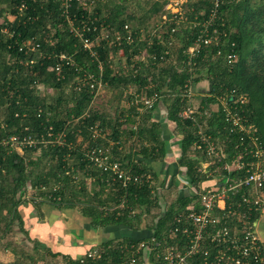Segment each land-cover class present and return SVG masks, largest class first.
I'll list each match as a JSON object with an SVG mask.
<instances>
[{"label": "trees", "instance_id": "obj_1", "mask_svg": "<svg viewBox=\"0 0 264 264\" xmlns=\"http://www.w3.org/2000/svg\"><path fill=\"white\" fill-rule=\"evenodd\" d=\"M146 3L151 1L96 0L91 10L73 4L70 17L75 19L77 27L82 21L91 28L98 27L93 34L84 33L92 41L101 35V27L107 29L110 38L122 34L125 26H129L133 34L144 37L136 39L132 45L123 44L129 65L134 64L137 70L135 76L134 72L122 75L115 70L116 61L110 59V55H116L120 47H110L105 41L96 48L103 63V82L113 96L100 95L94 99L88 89L80 93L72 90L71 81L78 75L74 69L64 68L63 80L57 77L58 60L54 56L61 53L74 58L82 75L88 70L98 72L97 62L83 50L81 38L71 32L61 0H0V139L29 137L37 142L36 146L26 147L24 154L6 153L0 146V217L4 219L5 210L7 216L11 213L14 217L8 222L7 233L12 230L14 220H18V209L29 195L57 206H80L82 215L95 229L148 228L155 231L160 246H164L163 239L169 240L173 218L184 212L194 197L179 195L163 211L161 199L150 183H131L123 187L120 181H113L110 172L92 166L85 156L89 146H108V142L92 139V128L98 126L102 132L109 131L112 142L116 143L112 159L131 173H150L142 161H138L140 157L165 159L166 147L161 134L156 125L148 126L151 125L150 113L157 103L152 110L140 112L133 97L121 100L126 88L132 87L147 95L158 93L162 97L168 119L181 136V169L194 186L207 187L212 181L208 174L216 170L198 172L207 158L192 149L197 126L180 117L189 107L183 97L188 85L210 83L209 98L201 101L200 110L205 112L217 104V97L230 90L234 89L238 97L246 95L247 104L234 103V106L256 127L257 138L264 149V0H221L215 18L212 0H188L180 12L185 21L162 25L158 30L165 44H160L158 37L150 40L149 33L144 34L141 26H136L138 20L127 16L129 10L134 13L148 10ZM153 9L152 20L164 14L173 16L164 5ZM172 29L176 30L175 34L171 33ZM172 35L175 40L170 45ZM205 35L212 39L211 44L202 45L199 53L191 57L190 49ZM141 52L155 55L156 59L145 58L146 62L138 63L133 57ZM230 56L235 58L232 64L228 63ZM49 89L56 95L50 96ZM230 103L233 106V101ZM87 111L89 113H85ZM213 113L216 115L210 121L208 133L216 137L218 133L212 130L215 129L222 132L226 140L229 135L225 116L222 111ZM50 130L54 136L63 132L62 145L56 144L54 137H48ZM43 140L47 145L40 143ZM235 140L237 138H233V142ZM127 143H130L128 149ZM232 148V144L228 145L226 152H231ZM218 165L221 167L216 163ZM260 213H254L256 220ZM135 241L138 240L106 241L90 249L99 248L100 259H87L85 255L73 264H125L128 255L121 246ZM151 262L155 261L151 259Z\"/></svg>", "mask_w": 264, "mask_h": 264}, {"label": "built area", "instance_id": "obj_2", "mask_svg": "<svg viewBox=\"0 0 264 264\" xmlns=\"http://www.w3.org/2000/svg\"><path fill=\"white\" fill-rule=\"evenodd\" d=\"M212 1L214 3L212 14L215 18L221 0ZM95 2L96 0H61V6L71 32L81 38L83 50L91 60L97 62L98 72H89L88 70L82 75L83 72L80 73L81 69L73 57L64 53L54 56L58 60L57 77L63 80L65 79L62 74L64 68L74 69L78 75L71 81L72 90L75 93H80L84 89H88L94 95V99L100 96L106 86L102 79L103 63L100 61L96 48L106 41L110 47H120L116 55L120 53L127 59L123 44L132 45L136 39L143 37L137 33L138 36L133 34L129 26L124 27L122 34L112 38L104 27H101L102 32L98 39L92 41L85 37L84 33L93 34L98 31V27L91 28L84 21L77 27L75 19L70 17L71 8L74 3H77L78 6L91 10ZM177 15H180V18H177ZM181 21L184 22L185 19L179 11L172 17L162 16L155 28L152 31H147L150 35L149 39L158 37V42L165 44L166 42L160 39L158 30L162 25H174ZM171 33L175 34L176 30L172 29ZM174 40L172 35L170 45L174 44ZM211 42L212 39L208 35H205V38H200L196 45L190 49L191 57L199 53L202 45L208 46ZM28 45L36 46L31 43ZM31 50H34V47ZM146 54V52H141L136 58L142 63L146 62L145 58L156 59L155 55ZM116 55L111 54L110 59L115 60ZM234 60V56H230L228 63L232 64ZM126 65L129 64L126 63ZM132 68L131 72H134L133 76H135L137 70L135 67ZM128 72L129 70L127 74L124 72L123 75L130 74ZM123 95L125 98L133 97V103L139 107L140 112L152 110L154 105L162 99L158 93L151 95L138 93L132 87L127 88ZM183 97L189 107L180 114V117L192 121L197 126L196 141L192 149L194 152L204 154L207 158L198 172L206 173L210 169L216 170V172L208 174L212 181L207 187L194 186L189 180V183L185 184L189 190L188 196L194 197V200L184 212L173 218V226L168 231L169 240L163 239L164 246H160L158 243L155 231L148 239H140L121 246L128 255L125 264H156V262L157 264H264L263 244L257 232V220L254 218L255 212L264 210V149L257 138L256 127L248 123L243 113H239V108L234 106V103L242 106L247 104L248 97L246 95L238 97L234 89L230 90L217 97V104L206 112L201 111L200 106L193 105L191 85H188ZM230 100L233 101V106ZM214 110L222 111L225 116L224 122H226L229 135L226 140H223L222 132L215 129L212 130L218 133L216 137L208 133L211 129L210 121L216 115L213 113ZM92 133V139L96 141L104 135L98 126L92 128ZM48 137H54L53 141L58 145L64 143L63 132L54 136L50 130ZM233 138H237V140L233 142ZM40 143L47 145L48 142L43 140ZM231 144L233 148L230 150L231 152L227 153V146ZM36 145L37 142L29 137L20 139L12 136L0 139V146L4 148V151H7L6 153L16 151L21 154V152L24 153L26 147ZM112 145L114 146V144ZM113 146L109 144L107 147L89 146L85 156L92 166H97L104 172H110L113 181H120L123 187H127L131 183H150L155 189L152 175L131 173L112 159ZM216 163L221 164V167L216 166ZM101 256L102 252L99 249L86 254V258L92 260L100 259ZM151 259L155 262H151Z\"/></svg>", "mask_w": 264, "mask_h": 264}, {"label": "crops", "instance_id": "obj_3", "mask_svg": "<svg viewBox=\"0 0 264 264\" xmlns=\"http://www.w3.org/2000/svg\"><path fill=\"white\" fill-rule=\"evenodd\" d=\"M136 1L138 3L141 0ZM150 1L151 3L145 4L148 10L144 9L137 13L129 10L127 16L142 23L152 17L151 13L155 11L153 7L164 5L166 10H170L174 14L178 11L181 12L183 6L188 2V0ZM176 6H179L178 9H176ZM176 10L178 11L176 12ZM162 16H165V14ZM160 18L157 17L155 20L159 21ZM160 39L166 42L164 38L161 37ZM126 63L129 64L128 59H126ZM131 67H134V64ZM210 88V83L207 81L192 86L193 105L201 107V101L209 98ZM105 89L109 90L107 86ZM109 95L110 92L107 96ZM124 105L125 103L123 102L122 107ZM152 112L150 113L151 125L148 126L156 125V129L161 134L166 147L165 159L156 161L140 157L138 161H142L141 163L149 170L150 173H148L152 175V183L161 199L160 202H162L161 209L165 211L179 195L189 194V190L185 185H178V177L183 176L186 183H189V179L184 173L181 174L179 171L181 169V136L177 134L176 125L168 119V109L163 99L157 103L156 108ZM133 129H136V127H133ZM103 133L104 135L97 142L105 141L111 146L116 144L112 142L109 131ZM128 145L130 143L126 144V149H128ZM169 147L170 149L167 150ZM137 155L139 154L137 153ZM154 178L157 179L155 180ZM168 192H174L177 195L173 199L172 196H169L170 194H167ZM168 197L172 199L168 201ZM26 201L18 209L19 218L14 220L13 228L9 233L6 231L8 223L5 221L12 222L13 215L10 213L8 219L0 217V264H73L76 261H80L92 247H100L106 241L135 239L134 237L136 236L139 238L145 236L148 239L150 233L152 235V232H154V230L148 228L133 230L124 226H112L105 230L95 229L91 226L90 221L82 215L80 206H57L47 201H40L39 198L29 195ZM7 212V210L4 211V213ZM257 232L264 249V210L257 219ZM24 252L26 253L24 254Z\"/></svg>", "mask_w": 264, "mask_h": 264}, {"label": "rangeland", "instance_id": "obj_4", "mask_svg": "<svg viewBox=\"0 0 264 264\" xmlns=\"http://www.w3.org/2000/svg\"><path fill=\"white\" fill-rule=\"evenodd\" d=\"M178 7L179 6H176V9H178ZM176 12H177V10H176ZM11 18H13V17H11ZM155 25H156V21L155 20H152L151 18H150V20H147V21H144V22H142V23H136V26L137 27H140L141 26V28L143 29V31H152L153 30V28H155ZM53 31V30H52ZM146 32H144V33H146ZM138 56V55H137ZM134 59H135V61H137L138 63H139V59L138 58H136V56L135 57H133ZM115 61H116V63H113V65L114 66H116L115 67V70L118 72V73H120V74H122L123 75V73L125 72L126 74H127V71L129 70V72L128 73H130L131 72V70L133 69L131 66L133 65H126V59H125V57H122L121 56V54L120 53H118L117 55H116V58H115ZM72 88V87H71ZM105 88H106V86H105ZM103 89V91L101 92V94L100 95H108V93H109V90L108 89ZM48 92H49V94H50V96H54V95H56L55 94V92H54V90H51V89H49L48 90ZM117 95V97L119 98V93L118 94H116ZM109 96H113L112 95V93H110V95ZM101 97H103V96H101ZM122 98H121V100H123V97H124V95H123V93H122V96H121ZM121 103V102H120ZM115 105L116 104H114L113 105V108L115 107ZM111 110V112H112V108L110 109ZM170 149V147L167 149V150H169ZM21 154H24L23 152H21ZM43 165L41 166V170L43 169ZM179 171H180V173L181 174H183L184 172H183V170L182 169H179ZM177 183H178V185L179 184H183V185H185L186 184V180L185 179H183V176H179L178 177V179H177ZM29 191H31V188H29L28 189V192ZM175 193H176V191H175ZM167 194H170L169 196H172V198L174 199L175 197H176V195L177 194H174V192H171V193H167ZM171 194H174V195H171ZM33 197V196H32ZM38 198V197H37ZM171 197H168L167 199H168V201H170L171 199H172ZM8 214L7 213H5V214H3V218H9L8 216H7ZM6 223H8L7 222V220L5 221Z\"/></svg>", "mask_w": 264, "mask_h": 264}, {"label": "water", "instance_id": "obj_5", "mask_svg": "<svg viewBox=\"0 0 264 264\" xmlns=\"http://www.w3.org/2000/svg\"><path fill=\"white\" fill-rule=\"evenodd\" d=\"M150 236H151V233H150L149 237H150ZM144 237H145V236H142L141 238H139V237L136 236V237H134V238H135L136 240L146 239V237H145V238H144ZM147 237H148V236H147ZM149 237H148V238H149Z\"/></svg>", "mask_w": 264, "mask_h": 264}, {"label": "bare ground", "instance_id": "obj_6", "mask_svg": "<svg viewBox=\"0 0 264 264\" xmlns=\"http://www.w3.org/2000/svg\"><path fill=\"white\" fill-rule=\"evenodd\" d=\"M88 194V193H87ZM97 194V193H96ZM88 196V195H87Z\"/></svg>", "mask_w": 264, "mask_h": 264}]
</instances>
